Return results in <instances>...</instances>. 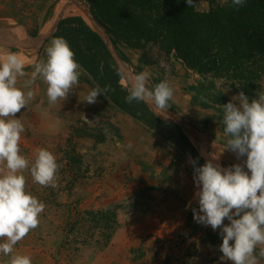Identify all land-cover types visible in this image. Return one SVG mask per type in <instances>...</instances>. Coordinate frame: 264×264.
<instances>
[{"label": "rangeland", "instance_id": "1", "mask_svg": "<svg viewBox=\"0 0 264 264\" xmlns=\"http://www.w3.org/2000/svg\"><path fill=\"white\" fill-rule=\"evenodd\" d=\"M68 1L76 5L65 6L60 11L86 19L77 6L90 9L89 4L84 0ZM228 2L195 0V7L199 12H208ZM27 21L22 17L15 24L6 20L0 26L25 33ZM49 44L0 41V56L12 52L24 61L25 76L18 78L17 86L34 93L27 107L15 117L25 129L19 142L20 152L34 161L37 150L45 148L55 155L59 164L55 191L36 184L28 170L23 172L26 191L44 203L45 208L39 226L19 241L14 251L30 256L32 264H232L221 260V230L214 231L194 220L193 209L198 210L199 203L190 155L144 122L117 109L105 96L108 104L100 96V107L87 104L83 108L86 87L93 88L92 78L83 68H80L79 86L70 93L76 95L52 105L48 103L47 86L39 79L31 88L24 87L33 71L25 55L45 60ZM121 47L128 58L122 64L129 76L140 73L132 62L136 54L148 68V87L167 80L174 89L173 99L169 101L171 110L221 144L226 143L227 137L214 117L216 109L193 105L192 97L202 99L213 91L211 82H215L216 90L222 91L229 101L241 91L250 99L264 91V77L238 80L215 79L209 75L204 78L195 70L199 76L193 77L174 53L165 52L155 44L138 50L124 44ZM123 84L126 86L128 80ZM96 118L95 122L88 121ZM187 134L192 142L196 140L194 145L206 160L205 152L200 149L202 145L210 152L222 151L211 142ZM221 157L223 168L234 165L224 153ZM246 159V156L237 159V163ZM109 209L116 212L113 230L104 229L103 224L88 227V212ZM104 231L110 234L109 239ZM256 254L258 264H264V258L258 255L259 247ZM8 260L9 257L0 254V264Z\"/></svg>", "mask_w": 264, "mask_h": 264}, {"label": "clouds", "instance_id": "2", "mask_svg": "<svg viewBox=\"0 0 264 264\" xmlns=\"http://www.w3.org/2000/svg\"><path fill=\"white\" fill-rule=\"evenodd\" d=\"M186 2L189 7L195 6V0ZM245 2L232 0L234 6H243ZM74 57L65 38L53 37L46 48V59L32 66L31 77L24 87L31 88L39 79L47 86L50 105L66 100L79 86L81 66ZM23 76L25 64L18 54L10 52L0 56V254L9 257L6 264H32L30 256L17 254L14 249L39 226V217L45 208L44 203L26 191L23 172L28 170L36 184L55 188L59 168L55 155L45 148L37 150L34 161L20 152L19 142L25 129L15 117L34 95L33 91L25 92L17 86L18 78ZM125 79L128 80L127 103L144 102L156 114H167L171 107L169 101L174 96V89L167 80L149 88L147 72L122 76V84ZM110 90V86L101 89L97 85L82 103L95 104L98 97H106ZM222 108L224 136L227 137L226 143L221 145L222 151L199 167H196L197 161H189L194 167L198 189L199 209H193L194 220L214 231L221 230V260L232 264H258V247L259 257L264 258V91L257 92L251 99L241 91ZM97 119L87 120L91 123ZM225 150L233 152L238 160L245 156L247 159L228 168L213 163ZM225 220L230 224L226 225Z\"/></svg>", "mask_w": 264, "mask_h": 264}, {"label": "trees", "instance_id": "3", "mask_svg": "<svg viewBox=\"0 0 264 264\" xmlns=\"http://www.w3.org/2000/svg\"><path fill=\"white\" fill-rule=\"evenodd\" d=\"M84 1L110 35L122 61H128L122 44L138 50L152 43L165 52L174 53L188 69L199 72L204 78L209 75L215 79L238 80L264 77V0H246L243 6H234L229 0L227 5L208 12H199L195 6L189 7L186 0ZM32 34L38 35V32ZM53 37L67 40L75 53V60L91 76L93 88L97 85L101 89L110 86L106 97L117 109L144 122L183 153L190 155L197 161L196 167L208 161L182 127L156 114L144 102H126L128 90L121 83L124 74L103 37L83 16L61 18L50 40ZM257 57L261 60L258 61ZM141 60L145 61L144 58ZM211 83L213 91L202 99L192 97L191 103L204 109H216L214 117L224 131L222 105L229 98L216 90L215 82ZM101 97L105 100L103 95ZM105 103L108 104L107 100ZM47 189L55 191L56 187ZM87 217L90 228L103 224L104 229H114V210L91 211ZM104 236L110 238L107 231H104Z\"/></svg>", "mask_w": 264, "mask_h": 264}, {"label": "crops", "instance_id": "4", "mask_svg": "<svg viewBox=\"0 0 264 264\" xmlns=\"http://www.w3.org/2000/svg\"><path fill=\"white\" fill-rule=\"evenodd\" d=\"M72 5H76L75 2L68 0H0V25L2 23H5L6 20L15 24L18 18L21 19L22 17H24L28 20L26 24L27 31L25 33L32 34L33 32H38V34H45L47 31H49L50 27L53 26V24L55 26L59 18L68 16V14H64V12L60 11V8H65V6L71 7ZM0 28L2 27L0 26ZM50 38L47 39V41L45 42L46 44H49L51 42ZM25 59L27 60L26 62H29L28 64L30 65V67H32L36 62H38L39 57L25 55ZM179 61L182 62L180 59ZM132 62L135 66V69L140 73L146 72V70L148 69L140 63V60L138 57H136V54L134 56V59H132ZM185 68L187 67L185 66ZM186 70L187 72H189L190 76H199L198 74H195L191 69L187 68ZM92 89L86 87V92L88 93ZM74 95L76 94L72 93L69 94L68 97H73ZM83 100L84 99H82V102ZM82 105H84L82 106L83 108L88 107L87 103H82ZM90 105L93 106V108H96L100 107L101 103L97 98V102Z\"/></svg>", "mask_w": 264, "mask_h": 264}, {"label": "water", "instance_id": "5", "mask_svg": "<svg viewBox=\"0 0 264 264\" xmlns=\"http://www.w3.org/2000/svg\"><path fill=\"white\" fill-rule=\"evenodd\" d=\"M80 7H82L81 9H83V11H85L86 14L88 15V17H89L88 22L90 21L89 24L103 37V39L107 43L108 48H109L114 60L119 65L123 74L126 77H130L129 73L126 71V69L124 68V66L122 64V59L118 55V52H117V50L113 44V41H112L110 35L107 33L105 28L99 24V22L97 21V19L94 16V14L92 13L91 9H88L86 7H83V6H80ZM60 19L61 18L58 19L54 28L50 32L45 33V34L33 35L30 33H21V32L12 31V30H9L6 28H0V41L19 42L23 45H29V44L42 45L47 41V39H49L50 37H52L54 35V33L56 32V30L58 28V24H59ZM166 115H167V118H165V116H163L165 119H167V120L177 124L178 126L182 127L186 132L191 133V134H193V135H195V136H197L203 140H206L208 142L215 144L217 147H219L222 150V148H221L222 144L221 143H218L217 141L212 139L209 135L204 133L198 127H196V126L192 125L191 123L179 118L176 115V113L173 112L171 109H167ZM224 155L226 156L228 161H230L231 163H234V164L237 163V158H236L235 154L233 152H231L230 150H225ZM245 171H247L246 168H245Z\"/></svg>", "mask_w": 264, "mask_h": 264}, {"label": "bare ground", "instance_id": "6", "mask_svg": "<svg viewBox=\"0 0 264 264\" xmlns=\"http://www.w3.org/2000/svg\"><path fill=\"white\" fill-rule=\"evenodd\" d=\"M77 8H78V11H80V12H82L84 15H85V17H86V19H87V21L89 20V17H88V15L86 14V12L85 11H83V9H81L82 7H78L77 6ZM90 22V21H89ZM194 139V138H193ZM194 141H196L195 139H194ZM194 141H193V143H194ZM200 149L203 151V152H205V153H203L204 154V156L209 160V159H212V155H218V153L217 152H210L209 150H208V148H207V146H205V145H202L201 147H200ZM206 152H207V154H206ZM223 159H222V157L220 156V158H219V160H213V163H218V164H222V161Z\"/></svg>", "mask_w": 264, "mask_h": 264}, {"label": "built area", "instance_id": "7", "mask_svg": "<svg viewBox=\"0 0 264 264\" xmlns=\"http://www.w3.org/2000/svg\"><path fill=\"white\" fill-rule=\"evenodd\" d=\"M195 73V72H194Z\"/></svg>", "mask_w": 264, "mask_h": 264}]
</instances>
